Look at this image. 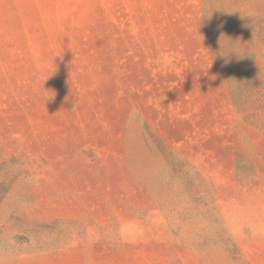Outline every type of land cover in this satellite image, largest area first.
<instances>
[{
	"label": "rangeland",
	"instance_id": "374dc122",
	"mask_svg": "<svg viewBox=\"0 0 264 264\" xmlns=\"http://www.w3.org/2000/svg\"><path fill=\"white\" fill-rule=\"evenodd\" d=\"M0 264H264V0H0Z\"/></svg>",
	"mask_w": 264,
	"mask_h": 264
}]
</instances>
